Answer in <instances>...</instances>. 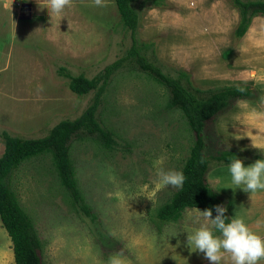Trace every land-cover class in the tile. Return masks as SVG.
Segmentation results:
<instances>
[{"label":"rangeland","instance_id":"obj_1","mask_svg":"<svg viewBox=\"0 0 264 264\" xmlns=\"http://www.w3.org/2000/svg\"><path fill=\"white\" fill-rule=\"evenodd\" d=\"M135 8L141 16L136 39L148 44L147 54H154L164 72L186 73L203 90L241 85L228 84L230 60L224 54L241 41L234 36L239 14L230 0H165L161 9L138 0ZM123 27L115 0H104L103 7L93 0H69L61 16L51 18L39 0H0V156L4 131L42 138L59 122L86 111L94 92L77 95L68 76L91 79L125 56L133 41ZM137 69L126 65L113 75L97 111L111 147L96 137L71 142L70 160L92 217L70 205L50 155L28 159L14 172L12 187L41 239L44 264H107L114 255L123 264H208L185 243L186 231L199 227L192 218L202 210L188 208L171 223L156 217L179 189L156 188V170L181 172L195 139L182 114L167 108L169 93ZM251 87L256 100H239L207 122V156L233 148L239 158L243 154L245 166L264 157L248 145L251 135L238 132L253 124L240 115L264 108L262 91ZM262 123L264 118L257 122ZM211 160L208 182L216 184L227 211L233 199L231 218H243L264 236V224L255 223L264 221V191L250 194L235 188L227 163ZM200 223L207 221L201 216ZM0 264H15L1 220ZM222 264L231 261L225 257Z\"/></svg>","mask_w":264,"mask_h":264},{"label":"trees","instance_id":"obj_2","mask_svg":"<svg viewBox=\"0 0 264 264\" xmlns=\"http://www.w3.org/2000/svg\"><path fill=\"white\" fill-rule=\"evenodd\" d=\"M138 0H115L123 28L131 33L133 44L126 55L106 66L94 76H68L70 89L79 96L94 92L92 103L86 111L74 120H63L42 138L24 139L3 132L4 152L0 156V220L12 242L15 264H44L42 242L29 215L22 208L12 187L14 172L24 161L38 155L51 156L59 185L69 198L70 205L79 213L92 217L79 189L73 162L70 160L71 142L76 137H96L107 148L111 147V137L99 123L97 111L102 103L111 78L126 65H133L149 80L163 87L168 93L167 108L179 111L194 135V144L181 170L185 179L183 186L156 211L162 222H177L186 209L225 207L223 197L208 182L211 161L217 165L228 163L238 152L233 148L223 149L214 155L206 154L204 130L208 121L231 110L239 100H256L254 89L249 85H228L203 90L194 87L189 76L181 72L172 76L164 72L154 54H147L148 44L136 39L141 16L135 8ZM156 8L165 7V0H146ZM239 13L234 36L240 40L249 29L256 16L264 17L263 0H230ZM128 62V63H127ZM242 89V91H241ZM256 97V98H255ZM254 98V99H253ZM240 153V152H239ZM244 158L243 154H240ZM240 157V159H241ZM231 218L228 211L224 213ZM215 216V211L212 212Z\"/></svg>","mask_w":264,"mask_h":264},{"label":"clouds","instance_id":"obj_3","mask_svg":"<svg viewBox=\"0 0 264 264\" xmlns=\"http://www.w3.org/2000/svg\"><path fill=\"white\" fill-rule=\"evenodd\" d=\"M39 3L40 7L48 9L51 18L53 14L61 16L69 0H43V6L41 0ZM93 4L103 7L104 0H93ZM261 103H264V99ZM252 146L264 153V146L253 142ZM226 167L230 184L235 188L239 187L250 194L264 191V158L256 159L245 166L242 159L233 156ZM156 175L158 177L156 188L162 186L181 188L185 179L182 172L175 170L163 171L157 168ZM226 210V207L219 204L203 211L197 210V216L192 218V222L199 223V227L186 231L185 243L188 250L202 253L208 264H222L225 257L231 261V264H261L264 261V236L251 229L243 218L226 217L224 215ZM213 211H215L214 217ZM201 216L207 221L206 224L200 223ZM255 223L260 225L264 224V221L258 219ZM107 264H123V261L119 255H114L109 257Z\"/></svg>","mask_w":264,"mask_h":264},{"label":"crops","instance_id":"obj_4","mask_svg":"<svg viewBox=\"0 0 264 264\" xmlns=\"http://www.w3.org/2000/svg\"><path fill=\"white\" fill-rule=\"evenodd\" d=\"M249 26L248 31L240 39L241 41L238 46L235 48L230 47L224 51L225 57L230 60L229 70L231 73L229 76L232 78V81L228 84L251 85L256 87L262 91L264 99V17H254ZM249 105L252 106L253 103H250ZM254 105L257 106L258 103L255 102ZM257 107L251 112L245 113L244 116L239 114L241 120L243 118L246 120L249 119L253 124L247 127L245 125L244 127H239L238 132L243 131L244 133L251 135L254 144L264 146V123L257 124L260 119L264 118V108L263 105H261V108L259 109ZM237 138L240 139L239 136ZM252 142L248 145L251 148H254ZM232 145H236V148L239 147L237 144ZM255 149L259 150L257 148ZM258 153H261L260 150ZM260 156H264V153H262V155L260 154ZM214 185L212 187H216V184ZM230 191L231 190L228 192ZM232 200L233 199H229L227 206L230 216H232L231 210L235 208L234 203L232 204Z\"/></svg>","mask_w":264,"mask_h":264}]
</instances>
